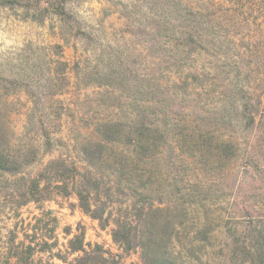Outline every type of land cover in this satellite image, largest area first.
Here are the masks:
<instances>
[{"label": "trees", "instance_id": "obj_1", "mask_svg": "<svg viewBox=\"0 0 264 264\" xmlns=\"http://www.w3.org/2000/svg\"><path fill=\"white\" fill-rule=\"evenodd\" d=\"M26 1L33 20L58 19L63 45L91 40L69 14L70 0ZM138 1L130 32L142 35L145 53L106 44L94 60L69 68L63 45L54 44L24 63L30 81L19 87L30 109L22 137L7 125L14 107L0 100V177L14 178L5 196L15 208L75 197L142 264H264V194L254 198L259 188L251 186L258 181L264 191V54L229 37L213 0ZM0 82L5 90L19 85L1 74ZM72 89L84 91L72 101L78 118L57 98ZM65 115L91 133L69 143L55 137ZM56 147L59 154L26 177ZM225 202L236 208L230 216L220 212ZM70 245L83 252L76 264H111L99 247L85 251L81 235ZM17 248H9L16 264H32L34 248L11 252Z\"/></svg>", "mask_w": 264, "mask_h": 264}, {"label": "rangeland", "instance_id": "obj_2", "mask_svg": "<svg viewBox=\"0 0 264 264\" xmlns=\"http://www.w3.org/2000/svg\"><path fill=\"white\" fill-rule=\"evenodd\" d=\"M15 2L17 3L12 5V8L0 6V74L9 80H17L19 85H11L10 89L5 90L6 82L2 84L0 82V95L6 93L0 100L3 103H11L14 107L8 114L7 125L19 138L23 136L30 109L28 95L19 87L30 81L23 78L24 63L29 61L31 53L36 56L32 59L36 60L37 56L48 52L46 47L54 44L63 45V42L59 38L56 17L47 15L42 22H38L33 20L31 13L29 16L26 15L24 8L30 6L28 1ZM194 2L195 0L189 1L190 4ZM213 2L224 10L229 37L236 43H249L253 53L264 54V0H213ZM138 3V0H70L67 5L69 14L79 22L82 31L90 35L91 40L85 42L86 37L72 38L69 45H63L61 58L68 62L69 68H73L79 62L83 66L82 62L86 59L94 60L106 44L120 43L126 45L128 50L130 45L137 52L145 53L142 35L130 32L132 25L129 13L131 6ZM84 46L87 49H84ZM255 46L258 49L256 52ZM240 53L247 55L248 52L240 47ZM26 70L31 71L28 67ZM68 76L73 82L75 77L72 70L68 71ZM259 81L256 80L257 83H260ZM79 92L74 95L72 89L70 94L57 97L65 105H69L73 114H77L76 118L81 112L72 101L82 100L84 91ZM63 117L61 131L54 135L62 137L63 142L69 143L77 132L86 135L91 133V129L82 127L81 123L77 122L78 119L74 117L71 119L67 115ZM57 148L52 156H44L28 167L25 171L26 177H34L49 158L57 156L59 154ZM13 179L9 175L0 177V180L7 181L6 188L0 184V264H6L5 260H10V264H16L17 259L9 255V248L18 247L12 249L13 253L14 250L21 251L28 245L34 248L33 256L30 258L32 264H76V260L83 252L71 250L70 240L75 235L82 236L85 251L99 247L111 264H142L137 252L125 253L113 242L110 226L101 229L96 220L85 215L77 207L75 197H57L45 202H31L20 208L13 207L5 196ZM251 186L259 188L255 190L257 196L254 198H261L264 194L261 184L253 181ZM247 187L249 186L245 185L243 189ZM233 208L225 202V210L222 208L220 212L230 216L236 211V208Z\"/></svg>", "mask_w": 264, "mask_h": 264}]
</instances>
